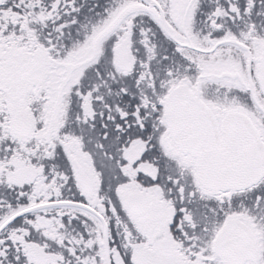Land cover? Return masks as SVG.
I'll list each match as a JSON object with an SVG mask.
<instances>
[{
  "label": "snow or ice",
  "instance_id": "1",
  "mask_svg": "<svg viewBox=\"0 0 264 264\" xmlns=\"http://www.w3.org/2000/svg\"><path fill=\"white\" fill-rule=\"evenodd\" d=\"M0 264H264V0H0Z\"/></svg>",
  "mask_w": 264,
  "mask_h": 264
}]
</instances>
